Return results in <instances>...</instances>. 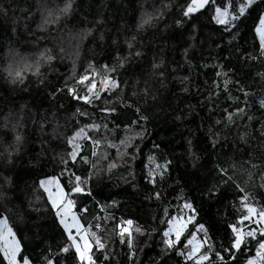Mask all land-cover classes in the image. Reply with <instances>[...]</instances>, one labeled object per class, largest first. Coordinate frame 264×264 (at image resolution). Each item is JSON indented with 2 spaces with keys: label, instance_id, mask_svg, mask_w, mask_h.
<instances>
[{
  "label": "trees",
  "instance_id": "trees-1",
  "mask_svg": "<svg viewBox=\"0 0 264 264\" xmlns=\"http://www.w3.org/2000/svg\"><path fill=\"white\" fill-rule=\"evenodd\" d=\"M146 1L73 0L70 14L54 15L40 30L31 21L37 9L32 0H0V213L8 217L25 254L35 264H45V256L54 264H78L73 249L59 252L66 236L38 184L61 171L59 138L93 121L107 124V130H99L98 138H106L100 154L107 153L110 159L118 155L117 149L131 154L133 148L120 145L128 135L133 137L132 144L140 146L135 160L124 155L123 170L105 172L102 166L94 174L100 159L92 157V146L84 140L77 161L67 159L66 174L87 179L85 191L92 193L75 196L82 225L107 238L109 260L93 242L97 264H192L173 251L162 252L159 245L167 219L178 214L184 201L193 204L196 222L206 226L216 250H221V243L229 246L228 225L237 224L242 214L239 197L243 193L237 185L245 189L250 203L264 207V56L253 31L264 3L257 0L250 16L237 22L238 28L224 32L212 21L210 8L188 19L182 16L185 0H149L145 5ZM149 10L159 12L152 21L139 24L141 14ZM18 19L22 23L15 25ZM69 30L87 31L81 60L74 67L77 75L90 74L92 68L103 73L105 65L117 69L109 75L120 87L101 92L94 106L68 95L65 85H75V81H65L63 76L71 74L72 67L56 56L49 63L41 61L36 72L20 77H12L3 67L9 47L39 51ZM136 51L141 55L129 57ZM118 57L129 59L118 67ZM75 86L82 95L83 86ZM104 107L116 111L101 112ZM77 109L87 111L90 118L80 116ZM141 115L147 120L139 119ZM126 126L132 131L126 133ZM141 132L142 139L136 136ZM17 134L22 140L9 158L5 149L17 147ZM108 142L115 146L108 147ZM85 155L87 163L80 159ZM149 156L160 163L172 161L171 170L163 180L157 176L154 185L146 179ZM218 166L227 169V175L221 176ZM5 177L10 179L7 184ZM213 188L215 195H210ZM83 207L88 211L79 212ZM126 219L134 222L131 258L127 236L122 244L115 227ZM137 226L141 233L135 232ZM256 243L249 240L246 248L242 246L235 253L238 259H228V253H223L227 264H244L254 257Z\"/></svg>",
  "mask_w": 264,
  "mask_h": 264
},
{
  "label": "snow or ice",
  "instance_id": "snow-or-ice-1",
  "mask_svg": "<svg viewBox=\"0 0 264 264\" xmlns=\"http://www.w3.org/2000/svg\"><path fill=\"white\" fill-rule=\"evenodd\" d=\"M264 3V0H260ZM254 5H257V0H185V4L182 6V16L184 18L191 19L196 14H203V10L211 9L213 15L211 16L212 21L218 26H220L224 32H230L233 28H238L237 22H243L242 18H247L250 16V10ZM165 8L168 5H164ZM73 10V0H66L64 7L60 9L62 13L68 15ZM147 19H142V24H147L149 20L154 17L151 14H145ZM45 23L49 21L45 19ZM177 23H181L178 21ZM253 31L255 33V38L259 41V49L262 56H264V13H261L256 18L253 24ZM234 38V37H233ZM135 39V37H133ZM129 49L133 47L131 43H128ZM43 55V53H41ZM135 55L140 56L141 53L136 51L134 53L130 52L129 57ZM129 57H118L117 66L123 67L125 63L128 62ZM47 59H53L52 56H48ZM92 68V66H89ZM159 65L153 64V68H158ZM116 66L109 67L104 66V72L98 73L94 68L90 74H83L78 77L75 81V85L83 86V94L78 92L75 85H65L68 95H70L74 100L82 101L86 105H95V101L101 99V92H111L120 87L119 82L109 75L111 72H115ZM17 76L20 75L19 72L16 73ZM99 75L101 78L99 80V87L97 86L96 76ZM163 73H161V76ZM217 75H220L218 72ZM186 79V78H185ZM187 91V89H184ZM261 105L264 106V100H261ZM128 107H131L129 104ZM104 113H114L115 108L104 107L100 109ZM227 111V110H226ZM237 111L242 112L243 109H237ZM139 114V108L136 109ZM77 113L80 116L86 118L89 117V113L82 109H77ZM232 113H227V120L232 121ZM141 120H147L146 116H139ZM250 119V118H249ZM133 124L137 121H133ZM217 124L221 123L216 121ZM103 127L107 130V124L99 125L95 121L92 123H86L83 127L78 128L71 136L67 137V144L70 146L71 151L67 153V156L73 161H77V156L80 154L84 145L80 143L81 140L88 141L91 144V155L97 159H107L106 155H101L99 152L100 146L105 142V139L96 138L88 135L89 131L99 132L100 128ZM126 133L131 132L130 126L125 127ZM211 131V130H210ZM136 136L143 138V133H136ZM133 137L128 135L126 139H121L120 145L123 147L133 148L131 154L124 153V155H131L132 159L135 160L136 154L140 151V146L138 144H132ZM22 137L20 135L15 136V142L17 147H11V151L8 148L5 149L8 157L12 155V151L18 150V145ZM108 147H114L111 142L107 143ZM154 147H159V145H154ZM119 153V149H117ZM194 156L195 154L192 153ZM85 163L89 162V158L81 156ZM150 165L148 166V171L146 174V179L148 183L155 184L157 176L161 180L164 179L166 173H168L172 164L171 160L165 159L163 163L156 161L154 156L148 157ZM198 159V158H197ZM11 163V160L8 161ZM61 162L67 165V159L61 158ZM195 164V160L193 161ZM95 167V163H93ZM117 164L115 162H109L108 169L111 170L116 168ZM62 171H67L64 169ZM218 171L221 176L227 175V169L218 166ZM262 179H264V173L261 174ZM74 177V179H73ZM231 179V177H228ZM4 182L7 184L10 182L8 177H5ZM87 179H82L81 176L75 175L74 173H69V189L61 184L60 180L56 176H49L44 179L39 180L38 187L42 190V194L47 197L46 202L51 206L50 211L54 212L55 218L63 230V234L66 236V241L59 248L60 253H68L70 249L75 252V258L78 264H97L93 253V242L95 248L98 251L104 252V259L109 260L107 250L105 248V243L101 240L95 232L91 231V228H85L77 212L73 211L76 207V201L72 198L74 194H86L91 196V192L85 191L84 185L87 184ZM240 192L243 193L239 197L240 208L242 209V214L238 217L237 224H229L228 228L231 230V238L229 241V246H224L221 243V250H216L215 244L211 241L208 236V229L203 223L196 222V210L193 204L189 201H184L182 207L180 208L178 214L171 215L167 219V228L162 232V252L173 251L177 255L183 256L185 261H191L192 264H227V260L223 253H228V259H238L235 256L236 252L242 251V246L246 248L249 240H255V256L247 259L246 264H264V207L258 208L255 204L249 202V196L245 192L244 188L237 185ZM215 188L210 189L209 194L215 195ZM0 195H3L0 193ZM157 199L160 197V193H154ZM39 198V197H38ZM115 203V201L113 202ZM187 210V215L185 211ZM79 212H87V207L80 208ZM165 215H168L167 209L165 210ZM99 219V218H97ZM107 219V218H105ZM165 221L162 220L161 223ZM248 222V225H255V227H242ZM133 224L131 219L122 220L115 225L119 229L118 235L120 237V242L125 243V236H127V246L129 248V256L131 258L134 253L133 249ZM192 225V228H189ZM240 225V226H238ZM96 229L101 228V224L97 223L95 225ZM194 229V230H193ZM135 232L141 233L140 227H135ZM203 233V236L199 234ZM258 236L260 237L258 239ZM180 248L177 251V248ZM0 264H35L33 259L25 254L22 240L18 238V234L13 230L10 225L9 219L6 215L0 213ZM45 264H54L53 259L49 256L44 257Z\"/></svg>",
  "mask_w": 264,
  "mask_h": 264
},
{
  "label": "rangeland",
  "instance_id": "rangeland-1",
  "mask_svg": "<svg viewBox=\"0 0 264 264\" xmlns=\"http://www.w3.org/2000/svg\"><path fill=\"white\" fill-rule=\"evenodd\" d=\"M32 2L35 3L37 9L35 10L33 16L31 17V21L35 24L34 26L35 29L42 30L44 29L45 24H47L44 22L45 19L50 21L54 15L62 13L60 9L64 7L66 0L63 1L32 0ZM147 3H149V0L146 1L145 5H147ZM158 12L155 14L150 10L148 11V13L143 12L139 17V24H142V19H147V16L145 14H151L152 17H155V15H157ZM62 15H64V13H62ZM150 21H152V19L149 20V22ZM19 23H22V21L18 19V21L15 22V25ZM86 32L87 31L84 30H69L66 31V33L64 34L59 33L58 35L55 36V38H57V41L54 40L53 44L49 48H43L39 51H34V52H25L16 49L14 47H9L8 51L6 52L7 58L4 61L3 67H6L7 72L12 77H20L24 75L25 72H36L37 67L41 61L49 63L52 59L51 60L47 59L48 56H52V57L56 56L58 60L60 59L64 60V62L67 63V67H72L70 69L71 74L67 73L66 75L63 76V79L65 81H69V80L76 81L80 75H77V73L74 70V67H77L76 63H78L81 60V49L85 43ZM50 48L53 49V51ZM41 53H43V55H41ZM82 67H88V66L84 64L82 65ZM17 72L20 73L19 76L16 75ZM99 78L101 77L98 75L96 77L98 87H99ZM50 134L53 135V133ZM88 135L98 138L99 132L89 131ZM69 136L59 138L61 142L62 151L57 152V154L59 155L58 156L59 164H60L59 167L61 169L57 178L60 180L61 184L66 188V190L69 189V176L66 174L65 171H62L65 169L66 165L61 162V158L63 157L64 159H69L67 153L71 151V148L67 144V139H66ZM124 152L125 149L121 150L120 153H118V155L113 159H110L107 153H103V154L101 153L102 155H106L107 159L99 160L97 167L94 169V174L101 172L102 170H100L99 168L102 166H103L102 168L103 171L105 172L110 171L108 169L109 162H115L117 164V167L111 170L114 169L123 170L120 168V166H123L126 161V159L124 158ZM75 196L76 194H74L72 197L74 200H75ZM73 211L76 212L75 208L73 209ZM246 224H248V222H246L245 225L242 226L245 227V230H247V227H253L252 225L247 226ZM100 238L105 243V240L107 238H102V237ZM159 245L161 249L164 247L162 241ZM244 264H246V262Z\"/></svg>",
  "mask_w": 264,
  "mask_h": 264
}]
</instances>
